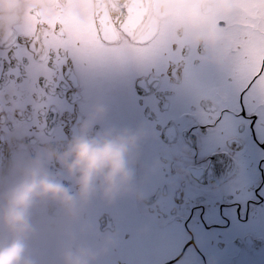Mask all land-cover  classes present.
I'll return each instance as SVG.
<instances>
[{
    "label": "flooded vegetation",
    "instance_id": "flooded-vegetation-1",
    "mask_svg": "<svg viewBox=\"0 0 264 264\" xmlns=\"http://www.w3.org/2000/svg\"><path fill=\"white\" fill-rule=\"evenodd\" d=\"M132 1L0 0V55L27 57L23 85L0 81V108L9 119L29 101L43 111L0 117V178L37 160L63 177L56 157L85 131L135 137L132 178L114 198L71 218L37 209L38 262L61 264L71 248L89 264H132L161 247L160 264H181L231 241L241 246L231 263L264 264V73L252 83L264 68L261 0ZM37 75L48 77L44 100Z\"/></svg>",
    "mask_w": 264,
    "mask_h": 264
},
{
    "label": "clouds",
    "instance_id": "clouds-1",
    "mask_svg": "<svg viewBox=\"0 0 264 264\" xmlns=\"http://www.w3.org/2000/svg\"><path fill=\"white\" fill-rule=\"evenodd\" d=\"M134 145L135 137L85 131L56 157L63 177L37 160L0 178V264H39L32 248L43 223L37 209L55 206L71 218L97 195L114 198L132 178L128 158ZM89 260L81 249L65 248L60 255L61 264Z\"/></svg>",
    "mask_w": 264,
    "mask_h": 264
},
{
    "label": "snow or ice",
    "instance_id": "snow-or-ice-1",
    "mask_svg": "<svg viewBox=\"0 0 264 264\" xmlns=\"http://www.w3.org/2000/svg\"><path fill=\"white\" fill-rule=\"evenodd\" d=\"M119 23V22H118ZM39 41L36 37H33L32 40L30 41V46L35 49V47L38 45ZM27 59V57L20 56L17 52L15 51H10L6 56L0 55V81H5V79L15 81L16 84L18 85H23L24 84V78L21 75L20 72V65ZM48 66L50 68L54 69V65L56 63V60L54 58V54H50L48 57ZM13 65L14 67L8 68L7 69V75L5 76V65ZM62 67V66H61ZM264 73V68L261 69L260 73H257V76L253 78L252 83H254L255 79L259 78V75ZM48 80V77L46 75H37L35 79V85L38 86V89L40 90V99L44 100L47 98V91L48 89L45 88V81ZM54 81V77H53ZM2 83V84H3ZM50 86V85H49ZM251 87V83L249 84V88ZM247 89H245V93L242 95L246 94ZM37 95L36 92L32 93L33 98H35ZM11 103V102H10ZM43 108H46L47 105L43 104ZM29 111H34L36 112L37 119H39L40 113L43 111H36L35 105L33 101H29L24 104L23 108L20 107H12L11 110V118L9 119L8 116L4 115V109L0 108V117H2L5 121L6 124L11 123L12 121L22 118L25 113ZM46 117H47V112H44V121L46 123ZM255 119V117L253 118Z\"/></svg>",
    "mask_w": 264,
    "mask_h": 264
},
{
    "label": "rangeland",
    "instance_id": "rangeland-1",
    "mask_svg": "<svg viewBox=\"0 0 264 264\" xmlns=\"http://www.w3.org/2000/svg\"><path fill=\"white\" fill-rule=\"evenodd\" d=\"M242 4V6L246 9H248L249 5L246 4L245 2H240ZM186 4L188 5V3L186 2ZM253 15L256 16V14L254 12H252ZM260 14H261V17L264 16V0H261V11H260ZM250 23H254V24H257L258 22V19H254V18H251L250 19ZM249 31L250 32H253L252 28L250 27L249 28ZM261 43H264V33H263V30H261ZM263 56V55H262ZM261 56V58H262ZM264 83V77L261 81V84ZM247 227H241V231L244 232L246 231ZM259 235L260 236H263L264 237V223L261 222V227L259 228ZM154 240V239H152ZM157 250H161V253L160 251H153V253L151 254V250H148L146 252H138V254L135 255V257L132 259V264H137V261L138 259L142 262V264H160V262H162L163 260H165L167 257V254H168V251H166L165 248H161V247H155ZM206 252L208 251V248H206ZM241 249V246H236L234 243H232L231 241H228V245H227V248L225 250H215L214 254L211 255L209 258H208V255L205 256L207 258L201 260V256H196L195 257V260H192L190 257H188L186 260H184V262H182L181 264H206L205 261H208L209 264H242L243 262H237L234 261L233 263H231V259L227 260L228 258H230L231 254H235L237 253L239 250ZM165 250V251H164ZM163 251V253H162ZM196 251V250H194ZM210 252V251H209ZM242 252H245L242 251ZM151 254V255H150ZM264 254V252H263ZM35 255V254H34ZM165 257V258H164ZM203 258V257H202ZM48 260V258H47ZM124 262H126L125 259H123ZM201 260V261H200ZM217 262V263H216ZM249 263H253L252 259L250 258H247L246 261L243 263V264H249ZM56 264V263H55ZM106 264H117L115 259H110L108 257V255H106Z\"/></svg>",
    "mask_w": 264,
    "mask_h": 264
},
{
    "label": "water",
    "instance_id": "water-1",
    "mask_svg": "<svg viewBox=\"0 0 264 264\" xmlns=\"http://www.w3.org/2000/svg\"><path fill=\"white\" fill-rule=\"evenodd\" d=\"M132 2H134L137 5H142V7L145 10H148L152 7V0H133ZM138 16H139V14H138Z\"/></svg>",
    "mask_w": 264,
    "mask_h": 264
},
{
    "label": "bare ground",
    "instance_id": "bare-ground-1",
    "mask_svg": "<svg viewBox=\"0 0 264 264\" xmlns=\"http://www.w3.org/2000/svg\"><path fill=\"white\" fill-rule=\"evenodd\" d=\"M241 256H242V254H241ZM263 257H264V254H263ZM40 264V263H39Z\"/></svg>",
    "mask_w": 264,
    "mask_h": 264
}]
</instances>
